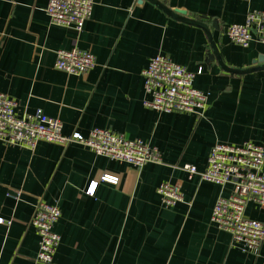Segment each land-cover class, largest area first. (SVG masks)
<instances>
[{
    "label": "crops",
    "instance_id": "obj_1",
    "mask_svg": "<svg viewBox=\"0 0 264 264\" xmlns=\"http://www.w3.org/2000/svg\"><path fill=\"white\" fill-rule=\"evenodd\" d=\"M46 1L0 0V92L18 102V115L41 109L60 119L64 135L98 127L140 138L162 163L132 165L75 142L31 149L0 139V264H34L39 200L61 211L56 264H264V240L257 254L243 251L210 221L231 187L180 168L203 171L215 142H264V68L247 70L264 65V44L241 47L224 33L248 12L264 11V0H158L205 23L223 65L199 25L149 0H94L81 31L51 24ZM71 47L90 51L95 66L79 75L55 68V51ZM159 53L201 68L193 85L207 95L202 116L143 105L142 70ZM104 173L117 181H98L88 195ZM162 182L176 185L182 200L163 206ZM245 215L264 222V208L252 202Z\"/></svg>",
    "mask_w": 264,
    "mask_h": 264
},
{
    "label": "built area",
    "instance_id": "obj_2",
    "mask_svg": "<svg viewBox=\"0 0 264 264\" xmlns=\"http://www.w3.org/2000/svg\"><path fill=\"white\" fill-rule=\"evenodd\" d=\"M94 0H47L44 11L54 25L83 29L90 18ZM228 39L247 47L252 40L264 44V11H250L242 23H232L224 29ZM96 64L95 56L88 50L71 47L55 51L54 67L67 74L86 73ZM201 68L193 72L174 62L165 54H156L142 70L145 107L162 112L192 113L202 116L207 106V95L193 85ZM18 102L0 92V139L6 143L33 148L38 141L59 145L75 142L99 155L132 165L162 163L160 151L140 138H128L110 129L92 128L86 136L78 132L62 133V122L35 109L18 115ZM264 142L244 141L240 144L215 142L209 149L206 165L199 172L192 164L180 168L188 174H198L221 189L230 186L228 196H218L210 216L211 223L227 232L231 244L243 251L259 252L264 240V222L245 215L250 202L264 208ZM116 182L115 175L104 173L92 181L86 193L92 195L98 181ZM165 207L182 200L176 185L162 182L156 189ZM58 206L39 200L34 208L31 224L38 234V250L34 264H56L53 256L60 236L54 226L60 217ZM5 222L0 218V223Z\"/></svg>",
    "mask_w": 264,
    "mask_h": 264
},
{
    "label": "water",
    "instance_id": "obj_3",
    "mask_svg": "<svg viewBox=\"0 0 264 264\" xmlns=\"http://www.w3.org/2000/svg\"><path fill=\"white\" fill-rule=\"evenodd\" d=\"M149 1L155 3L158 7L162 8L164 10V12H166L168 15H170L173 18H177V19H180V20L188 22V23H193V24L199 25L207 33V35H208V37L210 39V44H211V46L214 49L215 56H216L217 60L219 61L220 65H223V63L221 62V59H220V57L218 55L217 49L215 47V43L212 40L210 32H209V29L205 25V23H203L202 21H198V20L192 19L190 17H187L186 16V12L184 10H182V9H173V10H171V9H168L167 7H165L158 0H149ZM261 68H264V65H261V66H258V67H252V68H249L247 70L261 69ZM234 71L241 72L242 70L236 69Z\"/></svg>",
    "mask_w": 264,
    "mask_h": 264
}]
</instances>
